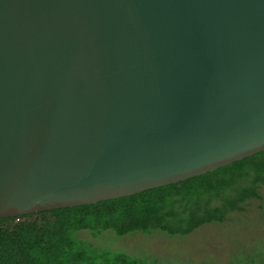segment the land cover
<instances>
[{"label": "water", "instance_id": "1", "mask_svg": "<svg viewBox=\"0 0 264 264\" xmlns=\"http://www.w3.org/2000/svg\"><path fill=\"white\" fill-rule=\"evenodd\" d=\"M264 151V0H0V219Z\"/></svg>", "mask_w": 264, "mask_h": 264}, {"label": "trees", "instance_id": "2", "mask_svg": "<svg viewBox=\"0 0 264 264\" xmlns=\"http://www.w3.org/2000/svg\"><path fill=\"white\" fill-rule=\"evenodd\" d=\"M263 187L261 151L136 194L1 218L0 264H182L104 247L94 239L107 232L124 237L159 231L184 237L205 224L223 223L232 213L245 211L251 200L263 198ZM82 232H89L93 240L81 236Z\"/></svg>", "mask_w": 264, "mask_h": 264}, {"label": "rangeland", "instance_id": "3", "mask_svg": "<svg viewBox=\"0 0 264 264\" xmlns=\"http://www.w3.org/2000/svg\"><path fill=\"white\" fill-rule=\"evenodd\" d=\"M262 193L263 198L251 200L245 211L232 213L223 223L205 224L184 237H171L159 231L124 237L107 232L94 240L104 247L150 255L167 262L261 264L264 262V187ZM81 236L93 240L89 232H82Z\"/></svg>", "mask_w": 264, "mask_h": 264}, {"label": "bare ground", "instance_id": "4", "mask_svg": "<svg viewBox=\"0 0 264 264\" xmlns=\"http://www.w3.org/2000/svg\"><path fill=\"white\" fill-rule=\"evenodd\" d=\"M139 193V192H138ZM136 194V193H135ZM132 195V194H131ZM128 196V195H127Z\"/></svg>", "mask_w": 264, "mask_h": 264}]
</instances>
